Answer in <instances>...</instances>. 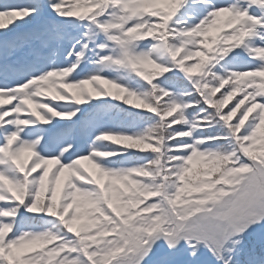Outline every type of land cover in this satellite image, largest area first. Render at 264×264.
<instances>
[{
  "label": "snow or ice",
  "instance_id": "snow-or-ice-1",
  "mask_svg": "<svg viewBox=\"0 0 264 264\" xmlns=\"http://www.w3.org/2000/svg\"><path fill=\"white\" fill-rule=\"evenodd\" d=\"M0 264H264V0H0Z\"/></svg>",
  "mask_w": 264,
  "mask_h": 264
},
{
  "label": "rangeland",
  "instance_id": "rangeland-1",
  "mask_svg": "<svg viewBox=\"0 0 264 264\" xmlns=\"http://www.w3.org/2000/svg\"><path fill=\"white\" fill-rule=\"evenodd\" d=\"M216 34L215 30H210L209 36H214Z\"/></svg>",
  "mask_w": 264,
  "mask_h": 264
}]
</instances>
